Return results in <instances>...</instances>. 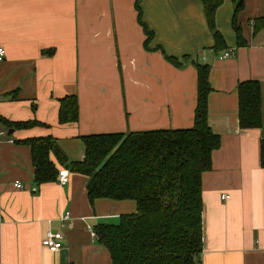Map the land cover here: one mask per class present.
<instances>
[{
	"label": "crops",
	"instance_id": "obj_1",
	"mask_svg": "<svg viewBox=\"0 0 264 264\" xmlns=\"http://www.w3.org/2000/svg\"><path fill=\"white\" fill-rule=\"evenodd\" d=\"M0 0V116L41 125L0 138V264H113L92 235L101 224L135 214L133 201L88 198V178L59 166L68 183L37 186L31 148L17 141L51 136L73 162L85 157L81 137L111 133L189 129L197 107V70L210 67L209 124L221 137L212 170L203 174L202 264H264V0H244L238 46L232 26L235 3L216 14L227 49L217 51L201 0ZM167 55L183 68L169 63ZM226 51L233 56L220 59ZM193 62V63H192ZM262 88L260 129L239 125L238 86ZM76 96L79 122L59 123L60 101ZM23 189L15 187V183ZM228 196L229 198H223ZM69 212L73 229L63 227ZM61 231L63 248L43 246L48 230Z\"/></svg>",
	"mask_w": 264,
	"mask_h": 264
},
{
	"label": "trees",
	"instance_id": "obj_2",
	"mask_svg": "<svg viewBox=\"0 0 264 264\" xmlns=\"http://www.w3.org/2000/svg\"><path fill=\"white\" fill-rule=\"evenodd\" d=\"M232 1V26L238 46L243 47L246 41L238 16L244 9V0ZM201 2L215 49L224 51L227 44L217 28L216 14L225 0ZM135 6L138 23L147 36L145 47L151 49L154 33L143 20L141 0H136ZM262 29L264 14L254 21L255 33ZM154 51H162L165 59L177 68L192 61L185 57L182 64L159 47ZM193 64L197 70V107L192 128L84 136L81 140L85 157L81 162L71 161L51 136L17 141L31 148L37 186L57 182L60 166L88 178L87 192L92 205L99 199L136 203L135 214L121 216L118 224H101L94 229L98 242L109 250L113 264H202V178L212 170L213 153L220 149L222 140L209 124L210 67ZM238 96L240 128L260 129V83L241 82ZM60 102L59 123L79 122L78 98L70 96ZM38 125L41 124L36 121L11 122L0 116V127L8 131ZM260 161L264 168V141Z\"/></svg>",
	"mask_w": 264,
	"mask_h": 264
},
{
	"label": "built area",
	"instance_id": "obj_3",
	"mask_svg": "<svg viewBox=\"0 0 264 264\" xmlns=\"http://www.w3.org/2000/svg\"><path fill=\"white\" fill-rule=\"evenodd\" d=\"M233 51H226L220 59H228L229 57L233 56ZM5 60V49L0 44V63ZM6 135V132L0 131V138ZM59 183L61 185H66L68 183V177L66 175H61L59 178ZM15 187L18 189H23V185L19 182L15 183ZM225 198H229L228 196H224ZM61 222L63 227H67L68 229H73V219L69 212L65 213L63 217L61 218ZM92 235L96 238L95 232L92 233ZM63 240L64 235L61 231H55V230H48L45 234V237L42 241V244L45 248L53 250V251H59L63 248Z\"/></svg>",
	"mask_w": 264,
	"mask_h": 264
},
{
	"label": "water",
	"instance_id": "obj_4",
	"mask_svg": "<svg viewBox=\"0 0 264 264\" xmlns=\"http://www.w3.org/2000/svg\"><path fill=\"white\" fill-rule=\"evenodd\" d=\"M12 133H13V130L9 131L8 135L10 136L12 135Z\"/></svg>",
	"mask_w": 264,
	"mask_h": 264
}]
</instances>
